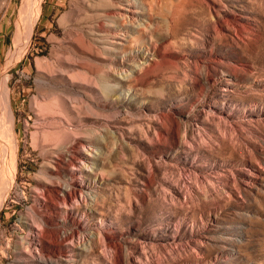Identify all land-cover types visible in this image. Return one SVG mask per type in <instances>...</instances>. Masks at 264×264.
I'll list each match as a JSON object with an SVG mask.
<instances>
[{
    "label": "rangeland",
    "instance_id": "rangeland-1",
    "mask_svg": "<svg viewBox=\"0 0 264 264\" xmlns=\"http://www.w3.org/2000/svg\"><path fill=\"white\" fill-rule=\"evenodd\" d=\"M26 1L0 0V264L32 231L49 264H264V0H41L32 31Z\"/></svg>",
    "mask_w": 264,
    "mask_h": 264
},
{
    "label": "bare ground",
    "instance_id": "bare-ground-1",
    "mask_svg": "<svg viewBox=\"0 0 264 264\" xmlns=\"http://www.w3.org/2000/svg\"><path fill=\"white\" fill-rule=\"evenodd\" d=\"M28 2H29V5H30L29 10L31 11L29 13L31 15L30 18H29L30 19L29 20V23H30V30L32 31L34 29L37 21H38V17H39L40 11H41V0H33V2H30L28 0ZM28 2L26 1L27 4H28ZM126 2H128V0H126ZM26 3H23V4H26ZM24 9H25V6H24L23 10ZM26 9H25L24 12L22 11L24 14H25V12H27ZM25 15H28V14L26 13ZM103 22L104 21L102 19H100V18L97 19L96 20V24H94L93 29H92V32H93L92 34L95 36V41L97 43H99V44H106V43H108L106 41V37L107 38H112V37L115 36V33H114L115 31L113 30V28H110V27L107 28L104 25ZM2 86L3 85L0 84V92L3 93V91L5 89ZM3 96H4V101H3V104L4 105H3L2 108L0 107V120H1L0 121V127H1V129H3V135L1 136V141H0V143H2V146H3L2 147L3 148V150H2L3 151V155L1 154L2 155V158H1L2 159L1 160L2 163L1 164L3 166H2V171H0V173L3 172L4 173V177L7 178L8 185H9L7 190H9L10 187H11V183H12L11 179L15 175V165H14V162H15V152H14V144H15V147H16V142H15V138H14L13 128L12 127L10 128V126L12 125V114H11V109H10V106H9V101H8V98H6V96L4 94H3ZM15 149H17V148H15ZM6 178H5V180H6ZM5 194H7V193H5ZM68 196L70 198H72L73 197V194L70 193ZM58 199H59V197H58ZM46 207H47V209H46V211H47L46 216L47 217L54 216V215H52V208H53V206H51L50 204H48ZM32 235H33L34 238H33V242H32L31 248H32V251L34 253H37V257H38L37 259H35L36 260V264H49L48 261L45 260V257L40 254L43 251V247H42L41 242L38 241V239H37L39 237L38 233H36V231H32ZM67 240H68V238H65L64 242H66ZM71 252H74V251H71ZM62 261H63V264H71V260L63 259Z\"/></svg>",
    "mask_w": 264,
    "mask_h": 264
}]
</instances>
